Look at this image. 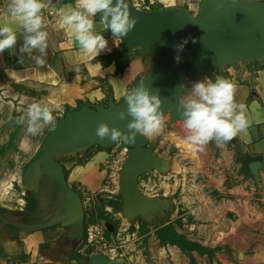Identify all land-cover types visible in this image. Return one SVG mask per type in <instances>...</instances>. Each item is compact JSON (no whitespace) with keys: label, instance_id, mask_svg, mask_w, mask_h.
Masks as SVG:
<instances>
[{"label":"crops","instance_id":"crops-1","mask_svg":"<svg viewBox=\"0 0 264 264\" xmlns=\"http://www.w3.org/2000/svg\"><path fill=\"white\" fill-rule=\"evenodd\" d=\"M8 2L0 0V24L12 23L17 28V45L21 48L24 43L21 35L23 29L6 15ZM44 3V30L48 32L46 63L37 66L34 61L32 65L13 68L11 79L20 86L32 88L34 96L41 97L44 104L55 111V117L59 118L68 111L80 109L82 105L95 108L106 106L110 100L115 105L122 103L123 92L144 80L152 68L153 58L143 56L139 50L132 52L128 61L119 55L117 51L121 48L123 38L114 39L97 16L95 31L105 36L108 46L96 58L82 55L79 44L70 33L58 28L61 9L66 11L69 5L75 7L76 0H44ZM201 3L202 0L157 2L162 5L159 9L185 8L193 16L198 14ZM32 55L39 56L41 53L37 49L33 50ZM123 65L126 66L122 68ZM216 76H223L237 85L236 101L246 106L250 122L247 132L238 134L229 142L230 146L218 149L220 157L215 162V169L211 171L212 174L207 171L205 175L200 167L197 150L177 136L168 134L166 127L158 135L146 137L153 153L165 163L167 161L170 176L182 171L181 202L184 213L180 231L189 242L182 246V250L179 246L162 244L149 229L145 235H151L146 240L145 235H139L131 243L125 253L129 254L127 260L119 259L123 264H264V63L233 65L223 72L215 73ZM179 142L183 143L182 149L178 158L172 160L164 148L179 145ZM117 152V149L100 150L93 146L81 152L61 151L57 157L68 185L80 196L85 222L88 219L84 200L101 207L105 206L109 194L114 198L119 194L125 162L120 163ZM235 153L240 154L242 159L262 164L257 179L242 173L243 164L235 162ZM157 172L149 173L143 185H153V191L163 190L162 194L171 195L176 187L168 184V177L159 178ZM190 174L192 179L187 182L186 176ZM199 177H208V184L221 195L216 196L218 200L207 210L206 216L195 205L203 201L201 187L196 184ZM227 177L231 183L226 187ZM44 187L40 185L39 191L43 192ZM123 215L115 213L112 217L121 218L124 222L127 218ZM137 230L136 226L132 236L140 234ZM18 231L17 235H11L10 231L0 229V264H83L72 254L90 258L101 253L111 260L115 252L93 251L86 244L85 234L82 235L81 230L72 225H57L33 232ZM116 236L115 233L114 237L119 240ZM217 246L225 247L230 254L216 253L214 258L209 259L199 252L200 247L214 249ZM232 256H242L243 261L236 262Z\"/></svg>","mask_w":264,"mask_h":264},{"label":"water","instance_id":"water-1","mask_svg":"<svg viewBox=\"0 0 264 264\" xmlns=\"http://www.w3.org/2000/svg\"><path fill=\"white\" fill-rule=\"evenodd\" d=\"M114 5L116 0H113ZM129 4L131 15L137 19L135 28L123 38L117 51L126 60L139 50L143 56H150L154 62L146 75L145 87L158 93L163 101L162 111L169 114L170 124L182 121L183 109L180 100L191 88V82L210 77L213 72L233 64L258 61L264 63V2L254 0H202L196 16L185 8H167L147 11ZM100 20L101 14H97ZM187 41V43H185ZM195 41V42H193ZM183 46L182 49L179 46ZM177 57L179 60H177ZM139 85V84H138ZM137 86V85H136ZM135 86V87H136ZM127 113V104L115 105L110 100L106 106L91 108L82 105L80 109L67 113L58 121L42 145L40 155L25 172L28 187L54 184L60 196V215L48 223L23 225L4 220L24 232L40 231L57 225L76 226L84 233V213L78 193L68 185L63 167L57 161L61 151L81 152L96 146L104 150L115 147L127 150V157L121 172L120 194L125 204L124 215L132 220L156 202L145 199L138 189L139 177L148 171L164 172L165 161L156 156L147 145V138L137 134L135 143L103 140L96 136L100 123H107L127 133L131 117L119 119V113ZM258 177L262 164L249 165ZM29 189V188H28ZM43 191V202L46 201ZM109 232L114 226L106 222ZM88 264H122L110 260L106 255H92Z\"/></svg>","mask_w":264,"mask_h":264},{"label":"rangeland","instance_id":"rangeland-1","mask_svg":"<svg viewBox=\"0 0 264 264\" xmlns=\"http://www.w3.org/2000/svg\"><path fill=\"white\" fill-rule=\"evenodd\" d=\"M156 1V2H154ZM159 0H128L131 4H136L138 8H144L142 10L155 11L162 10L161 4H157ZM161 5V6H160ZM190 13V12H189ZM191 14V13H190ZM192 15V14H191ZM47 57V56H46ZM48 58V57H47ZM34 60H32L27 53H21L20 47L16 45L15 48L5 50L0 54V215L4 220H7L11 223L23 224V225H38L42 224L45 221V217L49 216L52 209L55 207V199L51 198V202L47 205V202H42L38 197V204H35V200L31 196L39 194V188L28 187L25 182V172L28 166L37 159L39 151H41L42 145L46 141L47 137L52 132L53 128L49 125L46 126L41 133L36 136H32L26 132L27 121L25 123L18 124L17 117L27 115L29 106L33 103H42L41 97L34 96V90L28 88L24 85L20 86L17 82L11 79V70L13 68H19L24 66L32 65ZM253 63H260L258 61L251 62L247 64L245 62L238 64L251 65ZM233 64V65H238ZM229 65L227 67L233 66ZM225 67L222 72L227 68ZM215 71L212 73L215 79ZM210 78V77H208ZM204 79V78H203ZM203 79L199 80L202 81ZM211 79V78H210ZM195 81L191 82L194 83ZM198 82V81H197ZM191 88L188 90L190 93ZM186 94V95H188ZM184 95V96H186ZM182 97L186 99V97ZM47 106V105H46ZM49 107V106H47ZM52 114L55 117V111L50 107ZM66 112L62 117H55V124L58 123L67 113ZM165 127L166 132L172 136H177L182 141H185L187 132L183 127V121H176L170 124L169 114H165ZM183 143L179 142V145L173 144L170 148H164L167 150V155L175 160L178 158L180 151L182 149ZM228 142L224 145L230 146ZM191 147V145H190ZM169 148V149H168ZM220 147L216 146L215 141L210 142L208 145L203 147V150H197V156L199 158L200 167L203 170L204 175L207 171H210L209 174H212L215 168V162L218 157H220L219 149ZM113 149L118 148L115 147ZM111 149V150H113ZM119 157L120 163H123L127 157V150H119L116 153ZM236 154V153H235ZM40 155V154H39ZM162 155V154H161ZM242 157L240 154H236L235 162L237 164H243L241 162ZM167 163V161H166ZM251 164V163H250ZM249 164V165H250ZM152 171L143 173L138 179V189L141 195L150 201L156 202L154 207L144 210L141 214H138L134 219H126L122 222L123 219H114L112 217L115 213L124 214L125 204L121 197L120 191L117 194V197H111L105 199V206L99 207L98 204L93 202H88L84 200V207L87 213V221L84 224V234L86 235L87 225L90 223H99V222H110L113 226H116L117 232L114 230V233H109L108 243L110 244L111 250H115L113 259L119 260L126 259L129 257V254H125L127 249H129L131 243H133L139 235H145L149 229L155 233L157 239L160 243L179 246L182 250V246L187 244L188 239L180 230H182V214L184 213V205H182V171L174 172L170 176L171 172L168 169L164 172L159 173L161 179L168 177V184H172L173 187H176L171 195H164L163 190H154L151 185L145 186L144 180ZM156 170H153V173ZM253 176L255 179L258 177L255 176L250 167L249 170L245 171L243 169L242 173ZM202 173V172H201ZM158 175V174H157ZM187 182L192 179L191 174L187 175ZM159 181V180H157ZM208 177H199L196 181L197 186L201 187L203 201L195 203L199 211L203 213V216H206L207 210L210 209L212 204H216V196H221L213 190V188L208 184ZM231 182H229V177L225 180L224 186L227 187ZM180 185V186H179ZM179 186V187H178ZM29 188V189H28ZM55 187L54 195H57ZM150 194H158V196H152ZM224 197L225 194H223ZM37 196V195H36ZM209 199H211L209 201ZM41 202V204H40ZM124 216V215H123ZM100 219L102 221H100ZM201 221L205 223L204 219L201 218ZM6 224L0 222V227L7 231L5 227ZM136 226L138 227L137 232L140 234H132L135 232ZM150 231V230H149ZM11 235H17L18 230L10 231ZM117 234L120 239L116 240L114 234ZM151 234H146L144 239L148 238ZM187 239V240H186ZM143 240V239H141ZM150 241V240H149ZM147 242V241H144ZM208 250H216L220 254H230L229 251L223 246H217L214 249L209 247H202ZM92 249V248H91ZM94 251V249H92ZM108 254H111L108 251H104ZM199 252L202 255L207 256L209 259L215 257H210L206 252H202L199 249ZM235 261H243V257L232 256ZM123 264V262H122ZM127 264V263H126Z\"/></svg>","mask_w":264,"mask_h":264},{"label":"clouds","instance_id":"clouds-1","mask_svg":"<svg viewBox=\"0 0 264 264\" xmlns=\"http://www.w3.org/2000/svg\"><path fill=\"white\" fill-rule=\"evenodd\" d=\"M44 0H9L6 5V15L23 29L24 43L21 53H27L37 66L46 63L48 32L43 10ZM101 14L100 22L114 39L125 38L132 31L137 19L131 15L126 0H76V6L61 9L58 28L67 30L79 44L84 56L100 55L108 46L105 36L95 31V17ZM17 28L12 23L0 24V54L13 49L17 45ZM195 42V41H193ZM187 43V41H185ZM182 49V45L179 46ZM39 50L41 55L33 56V50ZM177 60L179 58L177 57ZM102 66V65H101ZM237 85L223 76H216L215 82L205 77L194 82L191 91L180 100L183 109V127L187 132L185 142L193 150H203V147L215 141L217 147H223L238 134L246 133L249 119L246 106L237 103L235 94ZM123 100L127 104V113L120 112L119 119L131 117L127 124V133L100 123L96 136L101 140L125 143H135L137 134L144 137L158 135L165 127V112L162 111L163 101L158 93H153L145 87V81L132 89L123 92ZM55 117L52 111L42 103L29 106L26 116L17 117V123L27 121L26 132L36 136L46 126L55 128Z\"/></svg>","mask_w":264,"mask_h":264},{"label":"built area","instance_id":"built-area-1","mask_svg":"<svg viewBox=\"0 0 264 264\" xmlns=\"http://www.w3.org/2000/svg\"><path fill=\"white\" fill-rule=\"evenodd\" d=\"M106 222L90 223L86 228L85 241L86 244L95 251H115L111 250L108 243L109 231L106 227ZM110 246V247H109Z\"/></svg>","mask_w":264,"mask_h":264},{"label":"flooded vegetation","instance_id":"flooded-vegetation-1","mask_svg":"<svg viewBox=\"0 0 264 264\" xmlns=\"http://www.w3.org/2000/svg\"><path fill=\"white\" fill-rule=\"evenodd\" d=\"M55 187L56 186L54 184H49V185L45 186L43 189V191L46 192L45 197H46L47 205L50 204V202H51L50 200L52 197H53V199L56 198L55 199V207L52 209L50 215L45 217L44 223L50 222L52 219L56 218L61 213V212H59L61 206H60V198H59L58 192H57V195H54ZM56 189H57V187H56ZM36 195L35 196L38 197L39 200L42 202V199H43L42 191H39V194H36ZM41 202H40V204H41ZM44 223H42V224H44ZM84 224H85V220H84Z\"/></svg>","mask_w":264,"mask_h":264},{"label":"trees","instance_id":"trees-1","mask_svg":"<svg viewBox=\"0 0 264 264\" xmlns=\"http://www.w3.org/2000/svg\"><path fill=\"white\" fill-rule=\"evenodd\" d=\"M114 56H111L110 58H113ZM126 65H123L122 68H124ZM100 150H103L102 148L98 147ZM41 151H39V154H40ZM38 154V156H39ZM241 162L243 163V168L245 171L249 170V164L252 163V160H248V159H242ZM33 197V199L35 200L36 199V196L35 195H31ZM35 204H38V199L35 200ZM7 228V230H10V231H16L18 229H16L15 227H13L12 225H6L5 226ZM3 227H0V229H2ZM114 230L116 231L117 228L116 226H114ZM200 251L202 252H206L210 257H214V255L216 254V250H208L206 248H202L200 247L199 248ZM72 257L75 258L76 260H79L81 261L83 264H88V260H89V257H82L81 255H79L78 253H74L72 254Z\"/></svg>","mask_w":264,"mask_h":264}]
</instances>
